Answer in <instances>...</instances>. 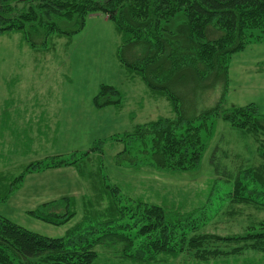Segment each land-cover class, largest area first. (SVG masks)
I'll return each instance as SVG.
<instances>
[{
	"label": "rangeland",
	"instance_id": "obj_1",
	"mask_svg": "<svg viewBox=\"0 0 264 264\" xmlns=\"http://www.w3.org/2000/svg\"><path fill=\"white\" fill-rule=\"evenodd\" d=\"M58 25L70 28L71 33L54 32L45 38V31L29 22L22 30L0 31V113L4 110L0 194L8 195L0 200V215L31 232L63 237L84 213L100 215L105 210L108 182L119 189V205L132 207L131 200L141 199L180 216V252L174 257L159 255L160 260L152 264H264V252L244 248L234 253L241 244L204 242L202 246L225 253L203 261L183 243L195 236H236L261 227L264 210L232 203L231 182L224 174L263 162L259 154L264 146L262 134L233 128L217 118L199 166L185 172L152 169L150 138L147 145L132 140L125 156L118 157L123 144L116 137L133 133L138 125L160 116L173 115L170 103L120 62V35L105 13L94 11L81 26L70 27L66 20ZM255 33L258 39L227 60L224 105L252 104L264 118V30ZM145 51L144 45H128L122 56L130 61ZM164 66H168L166 59L159 69L165 70ZM177 74L168 86L185 114L198 113L218 100L222 85L215 76L200 80L194 72L184 77ZM101 85L120 91L119 105L95 104ZM100 142L99 165L97 159L88 157L86 165L24 172L27 165L53 156L69 159L91 152ZM217 165L221 170L214 172ZM62 197L75 201V215L65 223L55 225L29 214L40 204ZM95 250V264H136L121 257V244L104 243Z\"/></svg>",
	"mask_w": 264,
	"mask_h": 264
},
{
	"label": "trees",
	"instance_id": "obj_2",
	"mask_svg": "<svg viewBox=\"0 0 264 264\" xmlns=\"http://www.w3.org/2000/svg\"><path fill=\"white\" fill-rule=\"evenodd\" d=\"M94 11L105 13L114 22L120 35L117 50L120 62L130 72L140 75L149 89L165 95L173 112L171 116H160L138 125L133 133L117 136L116 141L123 144L118 157L125 154L132 140L147 145L146 139L150 138L152 169L165 172L195 169L214 134L217 118L233 128L264 137V118L254 105L230 108L224 105L227 60L232 53L259 38L255 31L264 30V0H29L27 3L0 0V31L22 30L23 24L29 22L39 25L45 31V38L54 32L70 34V28H60V20L69 21L70 27L81 26L85 17ZM128 45H144L146 54L127 61L122 49ZM165 59L168 66L161 71L159 68ZM178 72L180 77L194 72L200 80L211 75L218 78L222 89L214 105L198 113L185 114L180 99L168 86L169 80L179 76ZM121 99L115 86L101 85L94 102L101 107L119 105ZM100 144L91 152L69 159L58 155L31 163L24 172L86 165L88 157L91 161L97 159L99 165ZM259 154L263 160L260 165L224 174V177L231 182L232 203L264 210V146ZM218 165L213 167L214 172L221 170ZM20 179L21 175L13 184ZM104 187L105 210L100 215L84 213L63 237L50 238L31 232L0 215V264H95V247L104 243L121 244V257L136 264L156 263L159 255L174 257L180 252V216L163 205L141 199L131 200L132 207L119 205V189L108 182ZM7 196L0 194V200ZM74 206L72 198L62 197L40 204L29 214L59 225L75 215ZM259 225V229L243 235H201L183 243L195 249L196 256L203 261L225 253L217 247L202 246L210 240L241 244L234 253L244 248L264 252V222Z\"/></svg>",
	"mask_w": 264,
	"mask_h": 264
},
{
	"label": "crops",
	"instance_id": "obj_3",
	"mask_svg": "<svg viewBox=\"0 0 264 264\" xmlns=\"http://www.w3.org/2000/svg\"><path fill=\"white\" fill-rule=\"evenodd\" d=\"M3 115H4V110L3 109H1V113H0V128H2V129H4L3 127H1L2 125V121L4 120V117H3ZM38 116V115H37ZM36 116V117H37ZM37 126V125H36ZM37 128V127H36ZM40 128V127H39ZM38 129V128H37Z\"/></svg>",
	"mask_w": 264,
	"mask_h": 264
},
{
	"label": "flooded vegetation",
	"instance_id": "obj_4",
	"mask_svg": "<svg viewBox=\"0 0 264 264\" xmlns=\"http://www.w3.org/2000/svg\"><path fill=\"white\" fill-rule=\"evenodd\" d=\"M20 1L23 2V3L29 2V0H20Z\"/></svg>",
	"mask_w": 264,
	"mask_h": 264
}]
</instances>
